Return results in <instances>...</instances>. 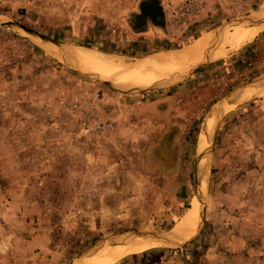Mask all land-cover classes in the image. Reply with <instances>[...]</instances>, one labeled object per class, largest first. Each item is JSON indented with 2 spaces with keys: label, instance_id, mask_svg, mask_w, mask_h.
Here are the masks:
<instances>
[{
  "label": "rangeland",
  "instance_id": "1",
  "mask_svg": "<svg viewBox=\"0 0 264 264\" xmlns=\"http://www.w3.org/2000/svg\"><path fill=\"white\" fill-rule=\"evenodd\" d=\"M263 11L264 0H0V22L126 60L251 26ZM49 45L0 24V264H72L117 233L171 230L201 198L195 239L114 264H264V95L226 109L198 150L213 104L264 76V27L179 81L137 90Z\"/></svg>",
  "mask_w": 264,
  "mask_h": 264
},
{
  "label": "bare ground",
  "instance_id": "2",
  "mask_svg": "<svg viewBox=\"0 0 264 264\" xmlns=\"http://www.w3.org/2000/svg\"><path fill=\"white\" fill-rule=\"evenodd\" d=\"M241 26L244 25L232 26L231 28H234L232 31H229V26H223L201 37L192 45L178 50L157 52L135 60H126L120 55L78 45L60 47L49 45V47L53 55L64 59L84 74L110 81L120 87L141 88L151 86L163 79L166 80L163 81L164 83L179 81L188 70L201 61L208 62L226 55L232 46L243 43L264 27V17L254 20L251 26ZM211 38L218 39L222 46L212 43ZM225 43H230L231 48L228 49V46L224 48L223 44ZM263 95L264 85L255 86L247 91L236 93L225 102L220 101L215 104L205 117L203 130L200 132L198 150L200 152L207 151L216 122L226 109L232 108L244 100ZM204 162L200 163V170L203 169ZM197 202L198 209L196 208L195 211L192 209L186 213L180 222L170 230L171 234L168 235V239L145 238L130 233L111 236L75 258L72 264H114L128 254L152 247L180 245L183 241L193 238L200 228V205L198 200Z\"/></svg>",
  "mask_w": 264,
  "mask_h": 264
},
{
  "label": "water",
  "instance_id": "3",
  "mask_svg": "<svg viewBox=\"0 0 264 264\" xmlns=\"http://www.w3.org/2000/svg\"><path fill=\"white\" fill-rule=\"evenodd\" d=\"M253 19V18H252ZM249 20V22L251 23L253 20ZM0 24H2L3 26H16V27H18V28H20V29H22V30H24L25 32H27V33H29V34H31V35H33V36H36V37H38V38H40L41 40H43V41H45L47 44H50L51 46L52 45H55V46H58V47H60V46H63L64 44H62V43H60V42H58V41H56V40H54V39H52V38H50V37H48V36H46V35H44V34H42V33H39V32H37L35 29H33V28H31V27H29V26H27V25H25V24H23V23H21V22H18V21H6V22H0ZM210 41L212 42V43H214V44H217V45H219V44H221V42L218 40V39H210ZM211 43V44H212ZM211 44H210V46H211ZM209 48V47H208ZM205 61V60H204ZM204 61H201L200 63H198L197 65H195L192 69H195L199 64H201L202 62H204ZM192 69H190V70H192ZM190 70H188V71H190ZM187 71V72H188ZM91 76V75H90ZM103 81H106V82H108V83H111V84H114V83H112V82H110V81H107V80H103ZM161 81V80H160ZM159 84V82H157V83H155V84H153V85H151V86H145V87H141V88H131L132 90H137V89H148V88H151L152 86H154V85H158ZM255 84H264V76H257V77H255V78H253V79H251L250 81H248V82H246L243 86H241V87H238V88H236V89H232V90H230L227 94H225L223 97H221L216 103H214L213 104V106L215 105V104H217L218 102H220V101H223V102H225L228 98H231L232 96H234L236 93H238V92H240L241 90L244 92V91H246L249 87H251V86H253V85H255ZM222 115H220V117H221ZM219 117V118H220ZM218 118V119H219ZM217 122H218V120H217ZM217 122H216V125H217ZM215 128H216V126H215ZM214 132H215V130H214ZM213 137H214V133H213V135L211 136V140L213 139ZM211 140H210V142H211ZM209 145H210V143H209ZM208 148H209V146H208ZM208 148H207V150H208ZM206 152L207 151H202V152H200L199 151V153H200V157H203L205 154H206ZM199 205H200V207H199V216H200V228H199V230H198V232H197V234L193 237V238H191V239H189V240H185V241H183L181 244H183V243H186V242H189V241H191V240H193V239H195L199 234H200V232H201V229H202V227H203V225H204V201L202 200V198H201V201H199ZM137 234V235H139V236H143V237H147V238H161V239H168V235L169 234H171V231L169 230V231H163V232H159V233H140V232H137V231H133V230H129V231H124V232H120V233H117V234H115L114 236H116V235H124V234ZM108 238H110V237H108ZM108 238H103V239H100V240H98L97 242H95L93 245H91V246H89L88 248H86L83 252H81L79 255H77L75 258H78L80 255H82V254H84V253H86L87 251H89L92 247H94V246H96V245H98V244H100L101 242H103V241H106ZM176 238V237H175ZM177 240V239H176ZM177 242V241H176ZM181 242V241H180ZM180 244V245H181ZM74 258V259H75ZM73 259V260H74Z\"/></svg>",
  "mask_w": 264,
  "mask_h": 264
},
{
  "label": "crops",
  "instance_id": "4",
  "mask_svg": "<svg viewBox=\"0 0 264 264\" xmlns=\"http://www.w3.org/2000/svg\"><path fill=\"white\" fill-rule=\"evenodd\" d=\"M206 34H204V35H201L200 37H198L197 39H195V40H198L199 38H201V37H203V36H205Z\"/></svg>",
  "mask_w": 264,
  "mask_h": 264
}]
</instances>
